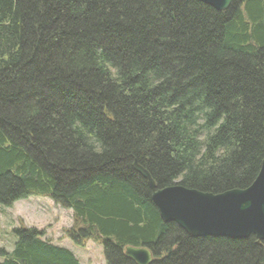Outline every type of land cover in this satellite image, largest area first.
Instances as JSON below:
<instances>
[{
    "label": "trees",
    "instance_id": "obj_1",
    "mask_svg": "<svg viewBox=\"0 0 264 264\" xmlns=\"http://www.w3.org/2000/svg\"><path fill=\"white\" fill-rule=\"evenodd\" d=\"M264 160V0H0V204L71 209L107 264H264L254 238L164 222L149 181L220 193ZM0 264H81L44 229L15 228Z\"/></svg>",
    "mask_w": 264,
    "mask_h": 264
},
{
    "label": "water",
    "instance_id": "obj_2",
    "mask_svg": "<svg viewBox=\"0 0 264 264\" xmlns=\"http://www.w3.org/2000/svg\"><path fill=\"white\" fill-rule=\"evenodd\" d=\"M218 11L227 10L233 0H199ZM148 179L152 199L164 222H175L189 235L246 239L255 235L264 241V160L255 181L246 188L220 193L188 188L182 184L157 187L151 174L135 163ZM125 254L137 264H150L153 255L147 247L127 246Z\"/></svg>",
    "mask_w": 264,
    "mask_h": 264
},
{
    "label": "rangeland",
    "instance_id": "obj_3",
    "mask_svg": "<svg viewBox=\"0 0 264 264\" xmlns=\"http://www.w3.org/2000/svg\"><path fill=\"white\" fill-rule=\"evenodd\" d=\"M74 224L71 209L58 206L48 196L30 195L12 206L0 204V246L14 247L17 240L15 228L37 227L44 229L53 242L71 249L83 264H107L102 243L86 239L80 245L67 236L66 230Z\"/></svg>",
    "mask_w": 264,
    "mask_h": 264
},
{
    "label": "flooded vegetation",
    "instance_id": "obj_4",
    "mask_svg": "<svg viewBox=\"0 0 264 264\" xmlns=\"http://www.w3.org/2000/svg\"><path fill=\"white\" fill-rule=\"evenodd\" d=\"M248 238H254V240H257V242L259 241V242H264L263 240H260V239H258V237L257 236H255V235H251L250 237H248ZM248 238H246V239H248ZM152 252V251H151ZM152 255H153V261L152 262H154V260H156V257H155V255H154V253L152 252ZM151 262V263H152ZM150 263V264H151Z\"/></svg>",
    "mask_w": 264,
    "mask_h": 264
},
{
    "label": "crops",
    "instance_id": "obj_5",
    "mask_svg": "<svg viewBox=\"0 0 264 264\" xmlns=\"http://www.w3.org/2000/svg\"><path fill=\"white\" fill-rule=\"evenodd\" d=\"M53 243H55V242H53ZM55 244H59V243H55ZM60 245V244H59ZM61 246H63V245H61ZM65 247V246H64ZM13 249V248H12ZM12 249H8L9 251H11ZM69 249V248H68ZM71 250V249H70ZM72 251V250H71ZM73 252V251H72ZM75 254V253H74ZM77 257V256H76ZM78 258V257H77ZM79 259V258H78ZM80 260V259H79ZM81 261V260H80ZM81 264H83L82 262H81Z\"/></svg>",
    "mask_w": 264,
    "mask_h": 264
}]
</instances>
